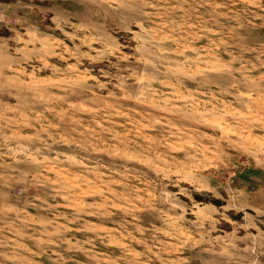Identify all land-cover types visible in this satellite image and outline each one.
Masks as SVG:
<instances>
[{
    "label": "rangeland",
    "instance_id": "obj_1",
    "mask_svg": "<svg viewBox=\"0 0 264 264\" xmlns=\"http://www.w3.org/2000/svg\"><path fill=\"white\" fill-rule=\"evenodd\" d=\"M0 264H264V0H0Z\"/></svg>",
    "mask_w": 264,
    "mask_h": 264
}]
</instances>
